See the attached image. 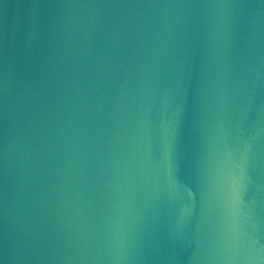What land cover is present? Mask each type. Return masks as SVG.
<instances>
[{"label": "water", "instance_id": "water-1", "mask_svg": "<svg viewBox=\"0 0 264 264\" xmlns=\"http://www.w3.org/2000/svg\"><path fill=\"white\" fill-rule=\"evenodd\" d=\"M0 264H264V0H0Z\"/></svg>", "mask_w": 264, "mask_h": 264}]
</instances>
